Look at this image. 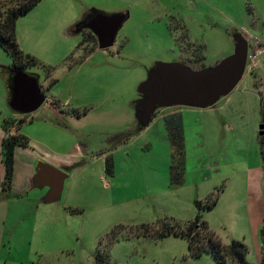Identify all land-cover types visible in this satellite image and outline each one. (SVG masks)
<instances>
[{"label": "rangeland", "instance_id": "rangeland-1", "mask_svg": "<svg viewBox=\"0 0 264 264\" xmlns=\"http://www.w3.org/2000/svg\"><path fill=\"white\" fill-rule=\"evenodd\" d=\"M90 10L128 18L111 49L84 54L77 51L82 35L68 30ZM236 33L264 43V0H42L18 19L17 41L38 61L24 72L39 78L46 100L31 114H14L9 131L29 139L27 158L61 155L79 143L86 157L84 166L66 169L60 201L45 204L47 188L7 201L0 264H218L207 251L193 258L187 240L170 231H185L196 216L221 246L240 243L246 264H261L260 71L245 73L212 108L161 109L141 131L132 106L154 62L213 67L232 55ZM248 46L259 48L252 39ZM0 61L12 66L2 48ZM45 68L53 69L51 79ZM2 96L3 121L12 112ZM172 114L183 120L181 156L173 155L164 123ZM163 231L170 234L159 238Z\"/></svg>", "mask_w": 264, "mask_h": 264}, {"label": "water", "instance_id": "water-1", "mask_svg": "<svg viewBox=\"0 0 264 264\" xmlns=\"http://www.w3.org/2000/svg\"><path fill=\"white\" fill-rule=\"evenodd\" d=\"M92 20L85 25L97 41V50L106 51L114 46L116 36L127 14L106 15L94 11ZM232 55L215 66L193 71L181 63L154 62L147 69L145 79L136 87V99L132 103L134 117L140 128H146L161 109L192 108L206 110L230 95L245 74L248 59V40L244 35H233ZM11 111L27 115L45 103L46 97L38 80L17 70L13 73L10 88ZM263 126H261V134ZM67 173L38 162L34 168L31 189L47 188L45 204L60 201Z\"/></svg>", "mask_w": 264, "mask_h": 264}, {"label": "trees", "instance_id": "trees-1", "mask_svg": "<svg viewBox=\"0 0 264 264\" xmlns=\"http://www.w3.org/2000/svg\"><path fill=\"white\" fill-rule=\"evenodd\" d=\"M42 0H11L9 2L0 3V48H2L12 59V66L9 71L12 74L17 70H23L26 67H35L38 61L23 53L16 40V23L18 19L27 15L34 7H36ZM94 10H90L83 15V19L93 14ZM98 12V11H97ZM97 46L96 38L89 33L87 37H83L82 43L78 46V50H82L84 54H91ZM87 47L89 50H86ZM70 59V60H69ZM68 63L73 62V55L67 59ZM67 63V64H68ZM51 70V73H50ZM51 68H45L46 78H52ZM12 85V82L10 86ZM259 108L261 114V123L264 125V98H259ZM156 115H154L155 117ZM165 127L171 142L174 156H181L184 149V131L183 120L181 115H168L164 117ZM21 123H17V127ZM11 121L6 120L2 122V130L4 131V138L1 143L0 154L1 163L4 168V175L0 188V201H6L12 198H17L12 192V184L14 177L15 165V150L16 148L27 149L29 147V139L17 133L10 134ZM142 128L137 124L136 131H141ZM17 132V129H16ZM264 132V131H263ZM260 143L264 144V133L259 136ZM170 171H178L175 165L170 167ZM104 172L106 175H111L113 172V162L108 156L104 160ZM170 230V229H168ZM174 234L181 235L187 240L188 251L193 258L199 256L201 251H207L212 255L218 264H223L226 259L229 264H246L245 262V248L242 244L231 242L229 246H221L214 235L209 232L206 223L201 222L199 216H196L194 222H191L185 231L177 233L170 230ZM170 231L166 233L170 234ZM165 231L159 234V238L166 235ZM262 238V259L261 264H264V228L261 230Z\"/></svg>", "mask_w": 264, "mask_h": 264}, {"label": "crops", "instance_id": "crops-1", "mask_svg": "<svg viewBox=\"0 0 264 264\" xmlns=\"http://www.w3.org/2000/svg\"><path fill=\"white\" fill-rule=\"evenodd\" d=\"M73 25L74 24H72L71 27ZM68 32H70V29L68 30ZM244 37L248 40V42L250 39H252L255 46H259L260 48H262V50L264 49V43L263 44L259 43L260 42V41H258L259 39L254 40L253 37L250 38L246 35H244ZM16 40H17V38H16ZM17 43H18L20 50L23 53L27 52V51H25L26 50L25 41L21 42L18 40ZM26 55H28V54H26ZM1 64H3V65H1ZM5 64L6 63L4 61H0V85L2 86L0 88V94L2 93V95H3L2 97L4 99V102L6 103L8 109H10V107H9L10 100H11V91H10L11 86H10V84L12 82V74L9 71L10 67H7V65H5ZM261 75L262 74L260 72L256 73V76L260 77ZM254 79L257 80L255 77H254ZM10 111H11V109H10ZM14 114H15V112L14 113L12 112V114H9L8 117L4 118L3 121L9 120V119L16 121V118L19 116H16ZM3 121L0 120V148H1L2 140H3L4 135H5L4 131L2 130V127H1ZM9 133L13 134L12 132H9ZM29 145H30V143H29ZM74 146H76V148L74 147L71 150V152L68 151L67 153H63L61 155L60 154H54V153L53 154H47V155H45L44 158H41V159H38L37 157H34L32 155H31V158H27V154L24 156V154L22 152L27 151L29 149V147L27 149L16 148V150H15L14 177H13V184H12L13 194L16 195L17 198H20L22 193H25V191H28L29 188L31 189V187H32L31 181H32V177L34 176V168H35V165L37 164V162H39V161H43L44 163L50 164L51 166L59 168V169L60 168H70L74 164L84 162L83 158H84V156L86 157V151H85V149H82V144L79 143V144H75ZM88 148L89 147H87L86 149H88ZM80 159H82V161L79 162ZM18 165H19V167L20 166L22 167V175L20 178L16 177V169L18 168ZM81 166H84V164H82ZM78 171H80L79 168L75 169L73 171V173L76 174ZM3 175H4V168L2 166V163H0V188H1ZM18 182L22 187L21 189H15V183L17 184ZM17 190H22V191H17ZM12 199H16V198H12ZM7 201L8 200L0 201V214L2 211L5 212V209L7 208Z\"/></svg>", "mask_w": 264, "mask_h": 264}, {"label": "built area", "instance_id": "built-area-1", "mask_svg": "<svg viewBox=\"0 0 264 264\" xmlns=\"http://www.w3.org/2000/svg\"><path fill=\"white\" fill-rule=\"evenodd\" d=\"M257 70L262 74L259 79L260 83L258 84V95L264 98V49L262 50L260 47L257 49L249 48L245 73L255 75Z\"/></svg>", "mask_w": 264, "mask_h": 264}, {"label": "flooded vegetation", "instance_id": "flooded-vegetation-1", "mask_svg": "<svg viewBox=\"0 0 264 264\" xmlns=\"http://www.w3.org/2000/svg\"><path fill=\"white\" fill-rule=\"evenodd\" d=\"M92 18H93V16H92V14H90L89 16H87L86 18H82L80 21H78V22H76L71 28H70V33H73V34H80V35H82V37H87V35L89 34V33H91L89 30H87V29H85V25L87 24V23H89L91 20H92ZM92 34V33H91ZM93 35V34H92ZM95 37V36H94ZM194 62V61H193ZM183 63H185L186 64V62H183ZM30 76L31 77H34V78H36L37 80H38V82H39V78L38 77H36L35 75H32V74H30ZM40 87H41V85H40ZM11 88V87H10ZM41 90H42V87H41ZM42 94L44 95V93H43V90H42ZM47 106H56V105H54V103H51V104H48L47 103ZM56 107H58V106H56ZM13 112V111H12ZM14 113V112H13ZM15 114H18V113H15ZM78 164H80V166L82 165V164H84V162H80V163H78ZM77 164V165H78ZM59 169V168H58ZM66 169H68V168H60V170H62V171H64L65 173H67L66 172Z\"/></svg>", "mask_w": 264, "mask_h": 264}]
</instances>
